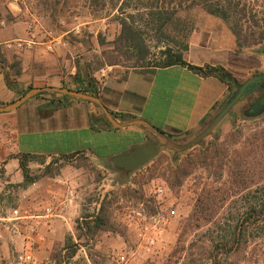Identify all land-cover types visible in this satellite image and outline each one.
Returning <instances> with one entry per match:
<instances>
[{
    "label": "rangeland",
    "instance_id": "374dc122",
    "mask_svg": "<svg viewBox=\"0 0 264 264\" xmlns=\"http://www.w3.org/2000/svg\"><path fill=\"white\" fill-rule=\"evenodd\" d=\"M246 1L248 8L257 12L255 18L263 28L264 0ZM188 4L186 2L174 10L175 5L169 4V0H11V4L8 0H0V19L11 20L12 27L25 31L30 23L40 29L50 28L54 33L60 28L70 30L75 27L60 40L71 46L76 73L87 78L115 61L120 67L133 65L131 52L121 50L116 40L121 28L120 20H128L129 14L136 18L149 49L148 58L152 61L169 46L182 50L183 55H192L193 61L200 58L202 63H220L227 71L238 67V55H246L259 63L256 72H264V41L259 45L239 48L228 22L199 6ZM162 5L167 9L164 16L171 14L172 17L161 31L158 29L159 20L153 21L149 13L161 9ZM246 24L254 23L249 20ZM17 41H22L21 47L17 46ZM11 44L14 47L11 55L4 56L6 64L11 63V85H18L22 73L15 74L18 68L21 69L20 55L16 52L28 44L23 38L12 40ZM14 63H19V67ZM32 82L20 88L17 86L18 94ZM192 86L189 87L193 89V96L196 86L194 83ZM205 90V86L200 88L197 95L202 105L192 114L197 118L200 112L197 133L179 135L180 129L185 127L184 121L174 119L172 121L179 123L168 124L167 129L162 131L174 142H188L214 118L207 120L208 115L203 113L208 99ZM54 95L55 92L47 91L41 96ZM191 100L192 97L185 103ZM180 117L182 113L175 118ZM262 127L264 116L254 121H239L235 125L223 123L203 138V145L216 142L221 148H226L227 155L231 157L235 149H240L245 140ZM149 135L148 141L157 144L159 151L149 162L130 173L115 171L113 163L107 159H91L84 153L50 156L46 162L45 156H34L30 157L28 166L30 174L36 175L37 179L23 186V180L7 182L9 180L4 176L0 162V264H54L53 253L61 251L64 256L69 239V242L78 244V249L71 259L64 257L65 264H190L191 254L200 257V251L217 240L223 229L233 224L252 202L246 193L252 196L255 187L264 182V169L262 166H251L246 170L242 184L237 187L231 184L224 168L221 179L215 180L207 176L205 170L196 169L180 187L171 189L159 171H150L146 167L156 163L155 160L162 155L173 164L179 163L187 154L196 153L198 147L176 150L152 132ZM257 173H261L258 176L263 178H257ZM206 184L207 187L233 188L235 191H231L226 204L218 212L200 219L199 227L191 225L183 229L186 223H194L195 193ZM159 187L163 189L161 192H157ZM102 204L109 214L106 229L91 235L87 229L76 226L77 220L81 224L84 216L93 217ZM46 205L53 208L51 216H43ZM217 223L220 225L217 226ZM185 229V234L180 236ZM79 234H82L81 238H77ZM179 237H182L181 240ZM150 239H153L152 243ZM192 241L196 246L189 248ZM24 251L30 252L32 261L19 260L18 255ZM243 255L239 256L238 264H264L258 246L250 243ZM205 262L202 257V260L191 264Z\"/></svg>",
    "mask_w": 264,
    "mask_h": 264
},
{
    "label": "crops",
    "instance_id": "0c3cea01",
    "mask_svg": "<svg viewBox=\"0 0 264 264\" xmlns=\"http://www.w3.org/2000/svg\"><path fill=\"white\" fill-rule=\"evenodd\" d=\"M8 1L11 4V0ZM31 25L32 28L29 30L27 26L25 31L12 27L11 20L7 22L0 19V50L5 55H11V49L14 48L11 46L12 40L23 38L28 42L26 47L16 52L20 55L22 73L19 84L11 85V75L0 72V102L10 103L18 94L17 86L20 88L32 81L33 87H89L91 84L87 80L78 84L74 81L76 66L71 58L74 53L66 41L60 40L75 27L70 30L60 28L59 32L54 33L50 28L40 29L33 23ZM191 56L184 55V59L198 66L207 62L204 60L202 63L200 58L193 61ZM90 80L98 88L97 97L110 113H117L121 118V115L134 117L128 120L114 118L119 123L143 119L164 131L168 124H178L174 121L180 120L184 121L185 126L180 129L181 136L193 135L200 127V112L197 118L192 116L195 109L202 105L197 95L200 88L205 86V94L208 95L203 112L204 116L208 115L205 118L207 120L217 114L228 88L219 75L196 73L182 65H106L90 75ZM192 83L196 86L193 96V89L189 87ZM60 94L56 92V96H33L14 109L15 113L0 112V143L3 144L0 162L4 176L9 180L7 182H22L23 176L18 169V157L22 154L45 156V162L50 156L74 152L84 153L91 159L105 160L150 138L151 131L145 125L116 127L110 123L109 126L102 119V110L96 103L83 99H65ZM191 97V102L186 104ZM59 100L63 104L53 108L52 103H58ZM181 113L182 117L175 118ZM10 131L13 143L7 147L5 144Z\"/></svg>",
    "mask_w": 264,
    "mask_h": 264
},
{
    "label": "trees",
    "instance_id": "16d2710c",
    "mask_svg": "<svg viewBox=\"0 0 264 264\" xmlns=\"http://www.w3.org/2000/svg\"><path fill=\"white\" fill-rule=\"evenodd\" d=\"M95 1L97 2L98 0ZM186 2L189 3L188 6H199L207 13L215 15L228 22L239 48L243 46H255L263 43L264 27L262 28L259 26L258 20L255 18L257 12L248 8V2L246 0H169V4L173 3L175 5L174 10L182 7ZM160 8L161 9L149 14L152 16L153 21L159 20L158 29L161 30L171 20L172 15L170 14L164 16V14L167 13V9L164 5ZM249 20L253 21L254 24H246ZM120 26V32L116 40L118 45H121L119 46L121 50L131 52L134 58V63L131 66L154 65L158 67H168L173 65H182L188 67L196 73H202L204 75L215 74L219 76L221 69H225L223 65L215 62H206L203 66L189 63L184 59L182 50H175L169 46L162 49L159 52V57L152 61L148 58L149 49L143 40L141 35L142 31L136 23L135 16L133 14H129L128 20L121 19ZM186 48L187 47L185 46L184 49ZM114 50H116V48ZM238 56L239 61L237 62V65L239 68L237 67L235 70L229 71L230 73L238 76H245L249 71L259 67V63H255L253 58L241 54ZM6 60L7 59L4 56V53L0 50V72L10 76L11 63L6 64ZM250 60H253V62H250ZM117 64V61L109 63V65ZM13 65H18L19 67V63H14ZM20 73L21 69L18 68L15 74L19 75ZM73 79L77 84L85 80L91 84L89 87L76 85L73 87L74 90L98 96V88L94 83L92 84L90 78L84 77V75H81L80 73H75L73 75ZM31 88H33V86L29 85L24 91L17 95V98ZM43 93H47V91L39 92L34 95V97ZM60 97L65 99L73 98L81 100L67 94H60ZM0 104L3 103L0 102ZM62 104L63 103L59 100L58 103L53 102L52 106L53 108H57ZM94 105L97 106L96 104ZM111 114L114 118H121L117 113L111 112ZM101 116L102 119L109 126H111L102 111ZM121 116V120L134 118L129 115H125L124 117L123 115ZM203 144L204 141L202 138L194 145L190 146L189 148L198 147V151L196 153L187 154L179 163L173 164L172 161L167 160V158L162 155L155 160L156 163L153 162L146 168H149L150 171L154 172L159 171L168 188L171 189L180 187L183 184L184 179L196 169L205 170L207 176H212L215 180L221 179L223 175L222 170L224 168L226 169V173L231 184L236 187L242 184L243 176L246 170L250 169L251 166L254 168L255 166H262L261 168L264 169V127L259 129V131L252 133L245 140L240 149H235L232 152L231 157L227 155V149L221 148L220 144L216 142H212L207 146H204ZM30 157L32 156L28 154H22L18 157L19 168L23 176V186H27L28 184L35 182L37 179L36 175L32 176L30 174L28 166ZM259 174L261 173H257V178L260 177L258 176ZM262 178L263 177H260V179ZM231 191L234 192L235 189L216 186L207 187V184L203 185L202 189L195 193L196 198L193 211L194 223H186L183 229L191 225L199 227L200 219H206L205 216L208 214L218 212V210L226 204L229 196L232 194ZM246 194L248 198H252V202L241 211V214L235 218V222L233 224H228L227 227L223 229V233L217 240L207 246L208 248H204L200 251V257L191 254V263L200 261L203 257L206 264H238L239 256L245 253L250 243L258 246L260 254H263L262 259L264 260V182L255 187L254 194L252 196L249 195V192ZM136 196L139 197L138 195ZM89 217L90 219H88ZM219 225L217 223V226ZM76 226L79 229H87L91 235H94L99 230L106 229L109 226V214L107 207L102 204L98 212L93 217L89 215L84 216L81 224L77 220ZM185 232L186 229L181 231L179 235L183 236ZM81 236L82 234H79L77 235V238H81ZM181 238L182 237H179V240H181ZM69 240L66 241L64 256H62L61 251L53 253L52 259L54 264H65L64 257L68 260L76 254L78 244L69 242ZM192 246H196L193 241L189 243V248ZM181 248H183V246Z\"/></svg>",
    "mask_w": 264,
    "mask_h": 264
},
{
    "label": "water",
    "instance_id": "95a60500",
    "mask_svg": "<svg viewBox=\"0 0 264 264\" xmlns=\"http://www.w3.org/2000/svg\"><path fill=\"white\" fill-rule=\"evenodd\" d=\"M259 78H264V76L255 77L254 79H259ZM252 80L253 79H249L247 83H249ZM43 91H51V92H57L61 94H67V95H70V96H73L79 99L94 102L101 108L106 119L112 125L116 127L132 125V124L145 125L149 128V130L153 134H155L158 138L163 140V142L166 145L176 150L186 149L192 146L193 144H195L200 139H202L205 135H207L216 126V124L218 123V121L220 120L221 116L224 114L227 108V107L219 108V110L217 111V116L214 119V121H212L210 125H208L204 130H202L199 134L195 135L188 142L184 144H179V143L174 142L172 139L166 136L161 130L157 129L155 126L151 125L149 122L143 119H134V120L126 121L124 123H119L118 121L114 119L110 111L101 103V101L99 100L97 96H94L86 92H81V91H77L74 89H70L67 87H54V86L33 87L27 90L24 94H22L15 100L11 101L10 103L0 104V112L12 111L18 108L20 105H22L29 98ZM158 151H159L158 145L147 140L143 143L134 145L133 147H130L123 153L114 155L111 159H107V160L110 163H113L112 166L114 167L115 171H119L122 173H130L136 169H139L140 167L145 165L147 162H149L155 155H157Z\"/></svg>",
    "mask_w": 264,
    "mask_h": 264
},
{
    "label": "flooded vegetation",
    "instance_id": "af4514ba",
    "mask_svg": "<svg viewBox=\"0 0 264 264\" xmlns=\"http://www.w3.org/2000/svg\"><path fill=\"white\" fill-rule=\"evenodd\" d=\"M256 71L257 69H253L245 76H236L226 69H221L220 78L225 81L228 88L219 108H227L209 133L223 123L235 125L239 121H254L256 118L264 116V78L254 79L264 76V72ZM249 79L253 80L247 83ZM216 116L217 114L208 125L214 121Z\"/></svg>",
    "mask_w": 264,
    "mask_h": 264
},
{
    "label": "built area",
    "instance_id": "2783aa9c",
    "mask_svg": "<svg viewBox=\"0 0 264 264\" xmlns=\"http://www.w3.org/2000/svg\"><path fill=\"white\" fill-rule=\"evenodd\" d=\"M28 28H29V30L32 28L31 23L28 25ZM20 42H22V41H17V46H18V47H21V46H22V44H21ZM26 42H27V41H26ZM27 43H28V42H27ZM55 44H58V42H56ZM11 46H12V45H11ZM12 135H13V134H12V132L10 131V132H9V135H8V139H7L6 144H5L7 147L11 146L12 143H13ZM2 147H3V144L0 143V149H1ZM162 190H163V189L159 187V188L157 189V192H161ZM52 214H54V213H53V208H52L50 205H46V206L44 207V215H43V216H51ZM149 242L152 243V242H153V239H150ZM18 258H19L20 261H23V262H29V261H32V255H31L30 252H28V251H24L23 253L19 254V255H18Z\"/></svg>",
    "mask_w": 264,
    "mask_h": 264
}]
</instances>
